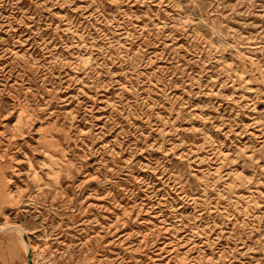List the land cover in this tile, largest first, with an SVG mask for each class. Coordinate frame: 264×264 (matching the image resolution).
<instances>
[{
  "label": "rangeland",
  "instance_id": "rangeland-1",
  "mask_svg": "<svg viewBox=\"0 0 264 264\" xmlns=\"http://www.w3.org/2000/svg\"><path fill=\"white\" fill-rule=\"evenodd\" d=\"M0 226V264H264V0H0Z\"/></svg>",
  "mask_w": 264,
  "mask_h": 264
},
{
  "label": "bare ground",
  "instance_id": "bare-ground-1",
  "mask_svg": "<svg viewBox=\"0 0 264 264\" xmlns=\"http://www.w3.org/2000/svg\"><path fill=\"white\" fill-rule=\"evenodd\" d=\"M16 224H17V223H16ZM21 226H22V225H21ZM21 226H16V227H17V229H18L20 232H23V229H22ZM0 227H1V226H0ZM24 233H25V232H24ZM24 246H25L26 253H28L29 250L31 249V248H30L31 244H30V242H29L28 240H26V239H24Z\"/></svg>",
  "mask_w": 264,
  "mask_h": 264
},
{
  "label": "water",
  "instance_id": "water-1",
  "mask_svg": "<svg viewBox=\"0 0 264 264\" xmlns=\"http://www.w3.org/2000/svg\"><path fill=\"white\" fill-rule=\"evenodd\" d=\"M31 252H30V250H29V252H28V257H29V260L31 261Z\"/></svg>",
  "mask_w": 264,
  "mask_h": 264
}]
</instances>
